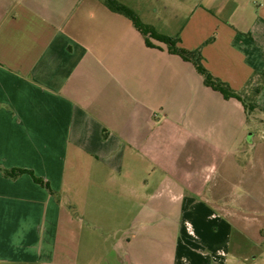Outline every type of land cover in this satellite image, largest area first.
Instances as JSON below:
<instances>
[{"label": "crops", "instance_id": "crops-1", "mask_svg": "<svg viewBox=\"0 0 264 264\" xmlns=\"http://www.w3.org/2000/svg\"><path fill=\"white\" fill-rule=\"evenodd\" d=\"M116 1L178 47L200 49L233 91L256 90L264 122V0ZM149 41L105 0H0V264L248 261L230 257L224 221L203 207L214 193L202 172L177 164L199 155L182 148L224 138L214 123L247 121V111ZM15 170L25 173L5 174ZM184 211L200 217L206 257L177 248Z\"/></svg>", "mask_w": 264, "mask_h": 264}, {"label": "rangeland", "instance_id": "rangeland-1", "mask_svg": "<svg viewBox=\"0 0 264 264\" xmlns=\"http://www.w3.org/2000/svg\"><path fill=\"white\" fill-rule=\"evenodd\" d=\"M253 97L252 91L245 94L246 101L250 104L247 121L238 122L237 119H232L223 129L214 123L212 128L215 133H224V138L215 139L213 147L202 143L198 147L191 145L182 148L199 155L190 162L187 155L178 157L177 161L181 167L196 166L202 172V186L214 193V197L208 200L209 204L203 207L210 208L224 221L227 227L224 245L227 243L230 257H248V261H242L241 264H254L255 255L264 264V122L259 121V111L252 109ZM189 112L190 108H187L188 115ZM206 152L208 157H201ZM182 202L185 203L186 200H182L180 204ZM185 206L177 209H187ZM180 218L177 248L182 250L191 246L198 255L206 257L210 247L201 233L200 217H193L184 211ZM191 229L193 233H190ZM128 232L137 236V226L134 225ZM161 233L165 245L171 244L174 230L167 225ZM141 238L138 237L139 240ZM156 238L151 235L148 244L158 245Z\"/></svg>", "mask_w": 264, "mask_h": 264}, {"label": "trees", "instance_id": "trees-1", "mask_svg": "<svg viewBox=\"0 0 264 264\" xmlns=\"http://www.w3.org/2000/svg\"><path fill=\"white\" fill-rule=\"evenodd\" d=\"M105 3L109 7V9H111L112 11H116V12H120L124 14L132 21L134 27L145 38V43L147 46H150V47L153 46L151 42L149 41L150 38L166 44L170 53L178 55L183 60L191 62L195 66L196 70L203 76L204 83L207 87L211 88L212 90L216 92H219L225 99L235 98L241 101L247 113L249 112L250 104L247 103L244 94L233 91L232 89H230V87L226 83L220 81L217 78H214L205 69V67L202 64V57H201L200 49L189 51V50L180 48L177 46V43L179 42L178 37L171 38V37L158 34L152 27L143 24L132 10L119 4L116 0H105ZM253 94L254 96H256L257 91L255 90ZM253 104L254 106L252 109H256L257 107L254 103V97H253ZM22 173H25V171H22V170L6 171L5 174L11 177H14ZM34 180L40 185L48 188V185L43 183L40 179L34 178Z\"/></svg>", "mask_w": 264, "mask_h": 264}]
</instances>
